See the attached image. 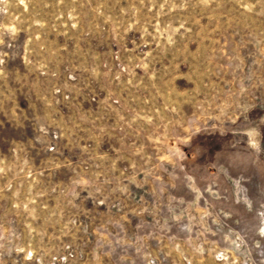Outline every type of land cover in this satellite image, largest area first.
Instances as JSON below:
<instances>
[{"label":"rangeland","instance_id":"374dc122","mask_svg":"<svg viewBox=\"0 0 264 264\" xmlns=\"http://www.w3.org/2000/svg\"><path fill=\"white\" fill-rule=\"evenodd\" d=\"M0 264H264V0H0Z\"/></svg>","mask_w":264,"mask_h":264}]
</instances>
